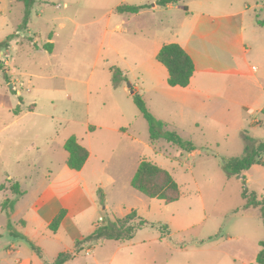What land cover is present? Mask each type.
I'll return each instance as SVG.
<instances>
[{
	"label": "rangeland",
	"instance_id": "374dc122",
	"mask_svg": "<svg viewBox=\"0 0 264 264\" xmlns=\"http://www.w3.org/2000/svg\"><path fill=\"white\" fill-rule=\"evenodd\" d=\"M156 1L34 0L27 5L0 0V44L18 39L10 42L8 51L0 47V65L9 77L7 81L0 69V185L5 186L0 189V264H17L19 254H7L10 241L16 248L25 245L28 253L34 248L22 236V213L10 214L17 199L23 212L33 190L46 181L49 157L55 160L52 166L61 157L62 147L52 150L46 141L48 123L57 131L55 143L66 134H82V146L90 137L96 139L94 150L111 154L110 160L91 158L83 170L88 185L98 184L90 192L98 209L92 213L95 228L131 210L152 223L137 228L129 239H99L81 247L73 264H86L92 255L100 264L111 257L110 264H261L257 256L264 241V165L227 175L222 162L242 157L246 144L264 141V91L253 83L264 70L259 51L264 28L256 24L257 17L264 19V8L255 6L256 11L252 8L245 15V34L257 30L248 53L250 64L263 69L245 67L251 80L245 86H229L223 81L227 74H211L207 88L217 95L202 96L198 106L155 92L144 65L158 62L152 55L156 41L176 40L173 29L183 39L199 12H212L200 3L226 0H176L170 11L158 5L153 12ZM121 4L147 7L140 13L117 12ZM50 37L55 40L54 54L43 48ZM116 69L121 72L115 76ZM130 90L165 123L163 130L175 131L195 149L185 152L163 137L151 142L149 123ZM16 109L26 117L13 126ZM118 119L123 130L111 133L116 141L98 140L105 129L83 133L99 122L109 125ZM142 159L173 176L178 200L166 204L131 186ZM15 182L28 190L26 196L8 188Z\"/></svg>",
	"mask_w": 264,
	"mask_h": 264
},
{
	"label": "crops",
	"instance_id": "0c3cea01",
	"mask_svg": "<svg viewBox=\"0 0 264 264\" xmlns=\"http://www.w3.org/2000/svg\"><path fill=\"white\" fill-rule=\"evenodd\" d=\"M173 3L161 7L165 8L166 11H170L174 7ZM202 5L209 6L212 12H199L198 18L190 22L186 36L183 39L173 29L172 35L176 40H160L159 42L155 40L156 43L152 51V55L156 59V54L163 44L169 42L180 44L190 55L194 63V72L189 84L186 87L169 86L167 84V69L161 63L150 62L146 66L143 64L150 75L149 81L152 83L150 88H153L155 92L163 96L166 95L184 104L190 102L198 105L202 101V96L210 97V95H217V93L215 94V92H211L207 88V85L210 83L211 74H227L229 77L224 78L223 81L228 83L229 86H245L251 82L248 78V73L244 70L245 67H249L251 71L263 69L262 66L258 67L255 64H250L248 53L252 49V41L255 40L257 30L252 28L245 34V24L247 23L245 22V15L249 14L250 10L255 6L264 8V2L256 0L252 4L251 0H226L220 3H215L214 1L200 3V6ZM158 7L154 3L151 5V10L153 12L158 11ZM259 19L258 17L256 18L257 26L264 28V24H259ZM120 23H123V21ZM117 28L119 30L122 29L120 24L117 25ZM163 32H159V34L162 35ZM260 34L262 35V33ZM10 42L16 43L18 39ZM10 42H8L7 47H3L4 51L12 48V43ZM47 42L52 43V50L47 53L54 54V38H48ZM39 49L42 50V48ZM43 51L46 52L45 50ZM259 51L261 55L260 59L264 64V45L259 48ZM4 64L9 65L7 61H4ZM253 83L257 88L264 91V70L255 77ZM175 88L181 89L177 90ZM233 102L241 104V102L236 100ZM262 113H264L263 109ZM24 117H26L25 113L20 115V110L14 112L12 125L16 126L14 124L16 120ZM116 121V123L109 125L100 122L95 125L93 124V130H85L83 133L89 136L96 132L95 129H105L107 133L104 137H98V140L114 139L116 141V138L111 133L120 134L121 130H123L121 128L123 124L119 122L120 120ZM52 127L53 125L49 123L44 127L43 132L47 136L46 141H50V143H46L50 144L49 147L52 150L56 148L60 149L61 146V150L66 152V154L64 155L62 151H59L61 157L59 156V161H57L55 166L51 165L55 162L54 158L49 157V165L46 167L48 174L46 181L39 183V186L33 192L31 191L32 195L30 199L26 200V207L23 212L19 199L16 200L11 210V216H17L22 213V218L20 219L22 236L34 247L28 253L26 247H24L25 245L21 244L19 248H16L14 242L10 241L7 254H11L12 252L19 254L15 258L17 264H50L60 253L75 255L81 247L90 244L84 241V239L95 229L92 213L97 212L98 209L90 192L98 184L90 183L88 185V181L83 175V170L91 158L99 159L100 161L110 160L111 154L107 156L94 150L93 144L95 142L93 140L96 139L88 137L86 145H84L89 152L87 160L80 170L71 169L66 165L68 153L64 149V142L70 135H74L78 142L82 144L81 140H83V136H80L82 134L75 133L66 134L59 143H55L53 141H55L57 131ZM20 190L23 192V197L28 194V190L21 188ZM62 210L64 211V215L60 225L56 231L50 230V222ZM22 253L24 255H21ZM88 253L89 249L86 250V254ZM75 258L73 256V258L68 259L63 264H73ZM111 260L112 257L106 261L108 262L107 264H110ZM86 264L100 263L96 256L92 255Z\"/></svg>",
	"mask_w": 264,
	"mask_h": 264
},
{
	"label": "trees",
	"instance_id": "16d2710c",
	"mask_svg": "<svg viewBox=\"0 0 264 264\" xmlns=\"http://www.w3.org/2000/svg\"><path fill=\"white\" fill-rule=\"evenodd\" d=\"M27 5L34 0H22ZM176 0H157L155 4L159 6H165ZM264 2V0H262ZM147 7V4L143 5H118L115 10L117 12H130L137 13L141 9ZM259 24H264V20H258ZM11 36L8 37V40ZM8 41H3L0 47H7ZM44 49L49 52L52 50V43L47 42ZM156 60L165 66L168 72L167 84L169 86L186 87L194 72V63L190 55L184 50V48L176 43L169 42L161 46L156 54ZM0 69L3 70L4 77L9 81V77L6 73L4 66L0 65ZM121 71L116 69L115 76ZM117 79H115V82ZM133 101L142 115L149 123V132L151 141H155L159 137H163L167 142H171L179 146L185 152H192L195 147L190 141L182 139L175 131L163 130L165 123L163 121L155 119L140 97L139 94L132 91ZM19 111L16 109L14 112ZM264 112V109H263ZM64 149L67 151L68 156L66 159V165L74 170H80L89 156L88 150L82 146L75 136H71L64 142ZM264 141L257 145L251 146L245 145V153L242 157L225 159L222 162V168L227 175L239 173L244 169H248L254 164L264 165ZM131 186L141 194L149 197L156 198L164 203H171L179 199L180 190L179 186L174 180L173 176L165 169L159 167L155 163L142 159L140 160L137 169L130 180ZM10 190L16 195H21L23 192L20 190L18 183L9 185ZM7 188V189H8ZM0 189H5L3 184L0 185ZM8 198L5 199L7 201ZM253 204L258 202L253 201ZM246 206H249V202ZM12 210V208H11ZM262 210V219L264 223V206ZM64 211H60L50 222L49 229L56 231L63 218ZM152 225L141 216L137 214L135 210H131L124 216L116 217L112 223L105 227H97L94 231L85 237L84 241L91 243L99 239H129L132 237L134 231L137 228ZM166 230V229H164ZM262 249L258 253L257 261L264 264V241L261 243ZM71 253H60L52 264H62L65 260L71 258Z\"/></svg>",
	"mask_w": 264,
	"mask_h": 264
}]
</instances>
